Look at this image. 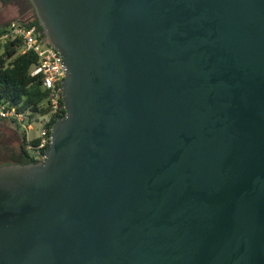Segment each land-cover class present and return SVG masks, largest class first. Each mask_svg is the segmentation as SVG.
<instances>
[{"label":"water","instance_id":"water-1","mask_svg":"<svg viewBox=\"0 0 264 264\" xmlns=\"http://www.w3.org/2000/svg\"><path fill=\"white\" fill-rule=\"evenodd\" d=\"M30 1L66 113L0 165V264H264V0Z\"/></svg>","mask_w":264,"mask_h":264},{"label":"built area","instance_id":"built-area-1","mask_svg":"<svg viewBox=\"0 0 264 264\" xmlns=\"http://www.w3.org/2000/svg\"><path fill=\"white\" fill-rule=\"evenodd\" d=\"M44 32L37 25H27L21 20H12L0 29V44L17 41L20 52L33 51L38 56V63L32 69V76L42 80V86L47 92L45 106L48 113L31 115L32 112L19 111L0 102V118L13 119L19 129L26 134L28 149L36 159L44 160L46 149L51 142L50 123L52 119L62 115L65 108L62 102V80L66 76L67 67L61 53L46 40ZM37 143L34 144L33 141Z\"/></svg>","mask_w":264,"mask_h":264},{"label":"trees","instance_id":"trees-1","mask_svg":"<svg viewBox=\"0 0 264 264\" xmlns=\"http://www.w3.org/2000/svg\"><path fill=\"white\" fill-rule=\"evenodd\" d=\"M21 21L27 25L35 24L40 32H44L36 13ZM7 24L1 26L0 29ZM43 35L45 36V33ZM19 47L17 41L0 44V50L3 49L0 54V102L8 104L10 107L14 106L19 111L32 112V116L36 113L46 114L48 113V107L45 106L47 92L42 86L41 78L32 76V69L38 63V56L33 51L22 53ZM62 102L64 103L63 99ZM65 113L64 108L62 115L52 119L50 126ZM0 121L14 124L19 129L13 119L0 118ZM33 143L36 144L37 140ZM39 161L42 160L31 155L26 134L22 132L19 152L13 156L10 163L27 164Z\"/></svg>","mask_w":264,"mask_h":264},{"label":"rangeland","instance_id":"rangeland-1","mask_svg":"<svg viewBox=\"0 0 264 264\" xmlns=\"http://www.w3.org/2000/svg\"><path fill=\"white\" fill-rule=\"evenodd\" d=\"M34 11L30 0H0V27L12 20L32 17ZM21 136L22 131L14 124L0 121V165L10 163L19 152Z\"/></svg>","mask_w":264,"mask_h":264}]
</instances>
